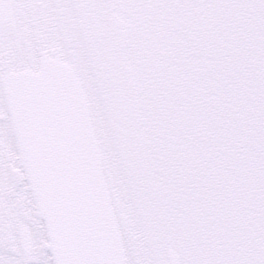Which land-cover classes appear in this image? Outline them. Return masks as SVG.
I'll return each mask as SVG.
<instances>
[{"label": "snow or ice", "instance_id": "snow-or-ice-1", "mask_svg": "<svg viewBox=\"0 0 264 264\" xmlns=\"http://www.w3.org/2000/svg\"><path fill=\"white\" fill-rule=\"evenodd\" d=\"M0 264H264V0H0Z\"/></svg>", "mask_w": 264, "mask_h": 264}]
</instances>
